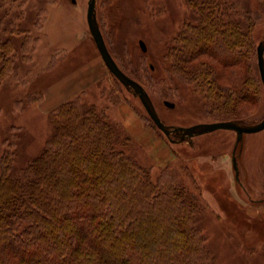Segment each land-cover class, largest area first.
Returning <instances> with one entry per match:
<instances>
[{
  "label": "trees",
  "instance_id": "16d2710c",
  "mask_svg": "<svg viewBox=\"0 0 264 264\" xmlns=\"http://www.w3.org/2000/svg\"><path fill=\"white\" fill-rule=\"evenodd\" d=\"M184 1L194 21L174 34L161 67L211 121L249 123L263 91L254 33L264 0L248 10L235 0ZM15 48L0 39V86ZM48 117L52 133L26 166L16 171L12 142L0 158V264H215L202 225L210 204L193 169L167 164L154 174L128 151L131 135L83 93ZM230 209L264 224V212L260 220L235 202Z\"/></svg>",
  "mask_w": 264,
  "mask_h": 264
},
{
  "label": "rangeland",
  "instance_id": "374dc122",
  "mask_svg": "<svg viewBox=\"0 0 264 264\" xmlns=\"http://www.w3.org/2000/svg\"><path fill=\"white\" fill-rule=\"evenodd\" d=\"M88 1L0 0V39L10 38L16 47L14 68L0 86V158L12 142L16 171L26 166L52 133L50 111L83 93L131 135L128 151L152 165L154 174L167 164L185 163L193 169L210 204L202 225L215 264H264V224L229 210L235 202L252 219L264 212L259 213L264 203V130L246 133L236 149L237 132L228 129L170 141L153 125L140 98L105 65L89 29ZM235 1L247 10L255 5L253 0ZM97 14L111 53L127 72L146 81L164 123L188 127L211 122L200 113L201 100L191 88L161 67L174 34L194 21L184 0H98ZM261 18L254 33L256 45L264 38ZM164 100L176 106L168 107ZM263 117L264 85L260 106L246 122ZM207 175L217 179V186ZM187 183L193 184L189 177Z\"/></svg>",
  "mask_w": 264,
  "mask_h": 264
},
{
  "label": "water",
  "instance_id": "95a60500",
  "mask_svg": "<svg viewBox=\"0 0 264 264\" xmlns=\"http://www.w3.org/2000/svg\"><path fill=\"white\" fill-rule=\"evenodd\" d=\"M97 4L98 0H89L87 9V21L90 32L95 40L98 50L108 67V69L122 82L127 88L131 89L135 95H138L148 114L155 122V124L165 133L167 137L173 142H181L187 138H193L194 136L203 135L220 129L234 130L237 132V141L235 149L243 140L244 134L251 132H258L264 130V117L257 123H244L235 120H223V121H211L207 123H198L188 127L168 125L161 119L153 99L146 90V88L137 80L129 76L118 65L112 53L110 52L103 32L100 28L97 17ZM141 47L144 51L147 50V46L143 40L140 41ZM258 54V67L260 76L264 84V39H262L257 45ZM165 104L169 107H175V103L166 100ZM179 135V139H174L172 135ZM233 164L238 176L237 159L233 156Z\"/></svg>",
  "mask_w": 264,
  "mask_h": 264
},
{
  "label": "crops",
  "instance_id": "0c3cea01",
  "mask_svg": "<svg viewBox=\"0 0 264 264\" xmlns=\"http://www.w3.org/2000/svg\"><path fill=\"white\" fill-rule=\"evenodd\" d=\"M260 206H261V209L264 210V204H261ZM259 208H260V207H258V209H259Z\"/></svg>",
  "mask_w": 264,
  "mask_h": 264
}]
</instances>
